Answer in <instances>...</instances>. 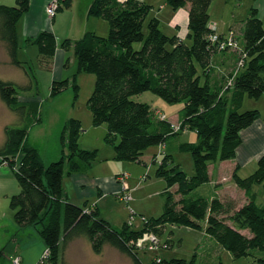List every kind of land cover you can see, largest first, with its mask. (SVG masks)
<instances>
[{
	"label": "trees",
	"instance_id": "obj_1",
	"mask_svg": "<svg viewBox=\"0 0 264 264\" xmlns=\"http://www.w3.org/2000/svg\"><path fill=\"white\" fill-rule=\"evenodd\" d=\"M212 1L168 0L174 9L189 7L188 39L191 43L176 34H166L158 18L148 19L151 5L139 0H93L88 13L109 22L106 36L87 31L77 40L66 38L61 42L54 32L43 30L30 39L38 45L40 54L49 59L54 57L59 44L67 50L74 47L77 64L72 77L75 98L79 94L77 75L81 72L95 74V89L88 105L94 125L108 126L105 141L114 146L115 159L141 162L149 147L164 145L169 137L186 129L196 131L199 137L197 142L181 144L182 150L192 152L193 175L184 171L180 164H174L171 154H165L157 167L156 175L167 182L163 213L147 218L141 229L132 227L130 222L117 229L101 217L97 209L86 211L85 207L65 200L63 179L66 171L69 174L85 171L98 156L97 149H86L80 144L83 132L80 119L72 118L65 127L61 136L63 155L49 165L43 162L39 150L27 141L32 122L22 126L8 125L0 158L17 167L16 176L21 185V191L12 196L10 204L15 209L17 224L22 228L30 225L38 228L50 249L44 264H68L62 260L64 250L77 236H86L96 253H102L106 245H111L130 255L135 264H145L133 242L147 231L158 233L169 223L205 228L234 258L249 256L255 248L264 250V205L257 202L253 191L257 184L264 187V155L250 175L241 177L234 172L233 178L245 190L248 201L229 213L230 221L223 216L230 212L227 209L229 203L192 194L211 180L210 163L236 157L243 142L242 130L260 118L258 109L240 111L245 97H264V22L257 8L251 9L243 28L242 47L247 54L244 66L238 68L241 53L236 50L238 61L224 87L212 84L207 75L202 80L213 54L226 51L218 50L209 41V35L216 31L209 24ZM58 2L57 11L73 4V0ZM30 4L31 0H17L15 6L0 5V38L7 45L12 62L19 66L24 62L18 58V25ZM137 43L142 44L140 48L136 47ZM200 68L203 74H200ZM26 71L34 78L29 67ZM233 77L234 84L228 86ZM70 82V78L54 80L51 94L60 93ZM149 90L168 103L184 104L178 127L166 117L157 116L150 103L133 98ZM19 94L18 84L0 78L3 101L19 116L33 113L36 121H41L37 117L39 104L22 102ZM177 195L180 196L177 198ZM243 229H249L251 236L243 233ZM150 264L227 263H199L194 254L191 259L158 256ZM249 264H264V257Z\"/></svg>",
	"mask_w": 264,
	"mask_h": 264
},
{
	"label": "crops",
	"instance_id": "obj_2",
	"mask_svg": "<svg viewBox=\"0 0 264 264\" xmlns=\"http://www.w3.org/2000/svg\"><path fill=\"white\" fill-rule=\"evenodd\" d=\"M51 1L52 0H31L29 10L23 15V17L19 21L18 58L24 62L23 65L26 68H28V66L26 65L28 63L27 58L28 55H30L28 49L31 48L32 46L30 45L33 44L30 39L38 36L39 33L43 30H49L54 32L58 38V41H60L57 29H55L58 11L53 17L49 16L47 12V7L49 6V3ZM139 1H144L145 3L151 5V11L148 19L158 18L160 20L161 28L166 34H176L182 40L191 43V41L188 39L190 21L188 6L181 7L179 9H174L168 3V0ZM91 3L92 2L87 5V8L85 10L86 21L88 22L91 20V17H94L89 15L88 13ZM1 4L15 6L17 5V0H0V5ZM73 4L69 9L73 8ZM252 8L258 9L259 16L264 22V0H213L209 9V24L213 29H215L221 34H227L229 31L233 30L241 46H243V28L245 21L250 15V11ZM70 23H72V19H70ZM95 32L97 33L98 31ZM241 40H243L242 43ZM65 51L66 49L61 47V45L59 44L56 53L52 59L41 55L39 52V56L41 58V65L43 67L51 68L52 70L54 69V67H56L57 73H52V78L54 80L60 79V77H57V74H60L62 78L63 76H65V67L67 65V62L64 63V58L66 54ZM4 53L6 55L5 60H3ZM237 61L238 52L234 49H229L213 54L210 66L207 70V74L202 76V80H205L207 75L212 84L220 88L224 87L228 77L234 71ZM74 62H76L75 58ZM4 64L6 65L5 69L2 68ZM23 65L19 66L12 62L6 43L0 38V73L11 74L8 75L9 77H5L4 75L0 74V78L13 81L20 86V89L23 90L19 94L20 101L25 103L32 102V104L39 103V97L31 91L34 89L35 86L34 78L27 73L26 68L23 67ZM4 71L9 72L4 73ZM199 71L200 74H203V70L201 68ZM247 97L248 96H246L245 99ZM263 98L264 97L260 99ZM183 107L184 104L180 108L179 112ZM256 109L260 111L261 116L251 126L242 130L241 136L243 142L237 149L236 157L223 161H215L209 164L211 180L207 183L215 185L213 196L208 197L207 195L200 193L194 195L206 196L209 199L219 198L223 202L229 203L227 209L233 212L234 210L239 209L244 203L248 201V197L246 195L245 190L240 188L236 184L233 178V174L235 171H237V174H239L241 177H246L250 175L257 169L258 160L264 155V109H262V107L260 106H257ZM156 113L157 116H159L160 118L162 116H165L176 127L179 126V123L181 121L180 113L175 115V119H169L165 113L162 114L159 110H156ZM74 118L80 119L82 121V125L84 126L82 118ZM91 118L89 117V121H87L85 127L83 128L84 132H82L81 134L80 144L83 148L86 149H97V160L89 169L85 171L74 172L71 174L66 171L63 179L65 200L70 201L79 206L85 207L86 211L97 209L100 212L101 217H104L105 219L110 221L107 216H104L103 208L104 206L109 205V202L111 201V195H117L120 200L125 201L122 197L124 188L122 181L119 179L120 175L125 173L129 174L128 178L126 179V182L129 187V193L132 188L136 187H134L135 185H133V182L131 180L132 177L134 178V175L133 173H130L127 169H130L132 167L134 169V172L138 170L139 173V167L134 164H148V169L146 171L147 173H145H151L152 169L154 168L153 164L151 166V162L158 158V153L155 150L153 154H156V156H151L150 159L146 158L145 156L146 151H148L146 150L144 155L141 157V162H127L125 160H118L121 161L120 163H122L120 164L121 166H119V169L115 171L108 170L107 163L112 160H117L115 159L116 153L114 146H110L111 148H109V146L104 144L106 143L105 136L108 133V126L107 124L96 126L93 123V118ZM32 120L33 113L27 114L24 117L19 116L3 101L0 96V148L5 145V130L8 125L22 126L27 122H31ZM32 131V129L31 131H29L27 141L38 149V145L31 139ZM41 157L43 162L46 164L47 159H44L42 154ZM56 160L58 159H55L53 161ZM247 166H250L249 168H254V170L249 171L250 173L248 175H243L242 171ZM16 170L17 167H12L7 162L3 161L2 158H0V232H8L10 229H13L14 232H17L18 230H25L29 227L27 226L22 228L17 224L15 220V209H13L10 204L12 196L21 191V185L16 176ZM140 170L143 169L140 168ZM144 171L145 170L140 171L138 177L139 179L145 176H142V172ZM200 187H198L197 189H199ZM174 189H176V187H174ZM132 213L133 216L134 214H136L134 210H132ZM144 217L147 218L146 216ZM202 230L204 231L205 228ZM29 233L31 234L32 232ZM80 237L83 236H77L70 240L69 244H71H68L69 247L67 249V252ZM13 238V242L15 243L14 251L16 252L14 257L19 256L21 258V264L39 263L40 259L44 254L45 249L47 248L43 240L42 242L38 241V239H36L37 241H31L27 240L26 238L23 239L19 235H16ZM107 246L108 245L105 246L102 253L97 254L98 258L89 261L87 260L85 264H114L112 255L105 256L107 253L106 249H108ZM221 249L224 248L221 246L218 247V251H221ZM118 251L119 252H116L117 259H127L126 262H129V258L133 259L127 253L122 252L119 249ZM125 255L129 258H127ZM76 256L78 259V257H80L81 255L79 256L76 253ZM72 261L67 260L66 262L68 264H75L74 259Z\"/></svg>",
	"mask_w": 264,
	"mask_h": 264
},
{
	"label": "rangeland",
	"instance_id": "obj_3",
	"mask_svg": "<svg viewBox=\"0 0 264 264\" xmlns=\"http://www.w3.org/2000/svg\"><path fill=\"white\" fill-rule=\"evenodd\" d=\"M73 1L74 4L72 9L65 8L57 13L55 29H57L59 40L61 42L66 38H70L73 41L77 40L83 37L87 30L98 31V34L104 36L108 35L110 25L107 20L101 17H91L89 22L86 21L85 10L87 5L90 2H93V0ZM70 19H72V23H70ZM242 42L243 40H241V43ZM141 45V43H137L136 47L140 48ZM30 46L32 47L28 49L30 55H28V63L26 62V65L34 75L35 86L31 91L39 97V111L37 117H40L41 121H36L37 118L33 117L29 131H31V129L33 130L31 133V139L38 145V149L43 158L47 159L46 164L49 165L53 160L60 159L63 155L64 147L61 136L70 120L74 117L82 118L84 128L87 121H89V117L91 118L92 112L88 105V101L95 89L96 76L91 72H81L77 75L76 83L79 84V94L78 97L75 98V88L72 77L77 70V64L74 62V47L71 46L70 49H66L65 51L64 63L67 62L65 76L62 78L60 74H57V77H60L61 80L70 78V85L60 93L52 95L51 90L54 82L52 73H57V69L54 67L53 71L51 68L43 67L41 65L38 45L31 44ZM5 57L6 55L4 53L3 60H5ZM5 66L6 65L4 64L2 68L5 69ZM8 72L4 71V73ZM0 74L5 77L11 75L10 73ZM22 91L23 90L20 89V92ZM133 98L136 101L150 103L155 110L161 111L162 114L165 113L169 119H175V115L180 113L179 110L183 106V103H168L150 90L135 95ZM257 106L264 109V98L259 100L247 97L240 111L253 110L256 109ZM198 139L199 137L196 131L186 129L169 137L164 145L149 147L147 149L148 151L145 153L146 158L151 159V156L155 157L156 154H153L155 150L158 153V158L151 162V166L153 164L154 168L152 169V172H148V174H146L148 164H134L139 167V173L140 171L145 170L142 172V176H145L142 178L140 177L141 179L138 178V170L134 172L132 167L127 169L130 173H133L134 178L132 177L131 180L133 185H135L134 187H136L129 191L131 195L130 200L128 202L123 201L120 200L117 195H111L109 205L104 206L103 208L104 216L108 217L115 228L121 229L123 224L128 221L132 227L141 229L146 223L144 222V216L149 219L151 217H159L163 213L165 202L164 191L167 187V182L163 177L156 175L157 167L162 161L165 153H168L172 155L174 164H180L184 171L189 175H193L195 173V164L192 152L182 150L181 144L185 142H197ZM104 144L109 146V148H111L110 146H113L107 142ZM120 162L121 161L118 160L109 161L107 163L108 170H118L119 166H121L120 164H122ZM249 167L250 166H247L243 169V175H248L250 173L249 171L254 170V168ZM140 168L143 170H140ZM214 190L215 185L205 183L199 189L193 191L192 194L200 193L212 197ZM253 191L256 193L258 203L264 205L263 185H255ZM179 196L180 195H177V198ZM132 210L136 212L134 216ZM227 213L228 214H226L225 217L230 221L229 216L232 212L230 211ZM203 224H205V222ZM242 231L248 236H251L249 229H243ZM29 232L32 233L30 234ZM156 234L160 239L159 247L154 249L142 248L137 251L139 258L145 264L152 263L158 256L161 258L178 257L191 259L194 254H197L199 263H217L223 261L227 264H249L254 262L256 258L264 257V250L255 248L251 250L249 256L234 258L232 253L227 249H221V251H218V247H220L218 241L215 237L208 234L206 230L203 231L202 229L186 225L169 223L164 225ZM16 235H19L23 239L26 238L31 241H37L36 239H38V241L42 242L38 228L33 225H30L28 229L18 230L17 232H14L13 229H10L8 232H0V264H16L15 261L17 257H14L16 252L14 251L15 243L13 242V237ZM68 247L69 246L64 250L62 260L72 261L74 259L75 264H85L87 260L89 261L98 258V253L94 251L91 241L86 236L80 237L67 252ZM107 248L105 256L112 255L114 264H134L133 259L126 255L125 256L129 258V262H126L127 259H117L116 252L119 251L116 247L108 245ZM76 253L79 256L81 255L78 259ZM19 264H21V258ZM37 264L44 263L39 261Z\"/></svg>",
	"mask_w": 264,
	"mask_h": 264
},
{
	"label": "built area",
	"instance_id": "obj_4",
	"mask_svg": "<svg viewBox=\"0 0 264 264\" xmlns=\"http://www.w3.org/2000/svg\"><path fill=\"white\" fill-rule=\"evenodd\" d=\"M59 2L58 0H52L49 3V6L47 7V12L48 15L53 17L58 9ZM209 41L211 42L212 45H215L218 50H228V49H234L238 50L241 53V57L238 62V68L244 66L245 64V59L247 54L244 52L243 47L241 46L239 40L236 37V34L233 30L229 31L227 34H220L217 31L212 32L209 35ZM234 84V77L229 79L228 81V86ZM162 118H165V116H162ZM129 174H121L119 179L123 183V194L122 197L125 201H128L130 199V194L128 193L129 187L126 182V179L128 178ZM89 211V210H87ZM147 221V218L144 217V222ZM133 244L139 248V249H154L160 246V239L158 235L154 231H147L145 234L141 237H139L137 240L133 242ZM50 256V249L46 248L44 251V254L41 258V262L43 263L44 260H46ZM159 262L160 259H157ZM16 264L20 263V257H17Z\"/></svg>",
	"mask_w": 264,
	"mask_h": 264
}]
</instances>
